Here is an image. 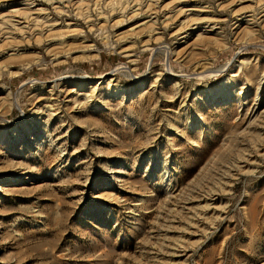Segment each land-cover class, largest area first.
<instances>
[{"label": "rangeland", "instance_id": "obj_1", "mask_svg": "<svg viewBox=\"0 0 264 264\" xmlns=\"http://www.w3.org/2000/svg\"><path fill=\"white\" fill-rule=\"evenodd\" d=\"M246 1L227 11L222 0L197 1L222 20L225 41L188 57L174 56L185 46L163 15L149 49L143 38L117 42L126 25L102 34L74 15L60 21L79 24L75 42L22 47L40 61L27 67L23 57L0 78V264H264V156L229 188L217 175L264 82V23L234 29L241 12L264 14ZM209 191L220 193L215 225L187 257H158L165 231L185 227L172 223L170 193Z\"/></svg>", "mask_w": 264, "mask_h": 264}, {"label": "bare ground", "instance_id": "obj_2", "mask_svg": "<svg viewBox=\"0 0 264 264\" xmlns=\"http://www.w3.org/2000/svg\"><path fill=\"white\" fill-rule=\"evenodd\" d=\"M197 1L199 0H0V78L2 70L10 71V69L16 68L13 64L18 63L21 58L22 60L26 59L24 66L30 67L39 64V57L29 59L30 57L24 55L21 49L25 44L48 42L49 49L52 51L53 49L56 50L58 45L66 43V39L70 43L75 42L78 33L81 34L83 31L80 29L79 24L71 23L67 19V23L62 25L60 19L64 16L74 15L88 25L91 31L98 27L102 34H106L109 27L117 29L126 25L129 28L128 35L124 36L122 34V36L119 34L117 42L132 43L133 39L143 38L146 39L144 47L149 49L153 41L161 39V37H158L161 35L158 33V30L160 32L158 22L160 16L163 15L164 23H162L164 26L168 29H175L173 36H180L178 45L185 46L183 50L181 49L182 51L175 50L174 56L178 55V58L190 52L192 50L190 47L202 49L214 41L224 42L225 32L221 27L222 20L217 15L212 14L213 12L204 11L206 9L203 10L196 6ZM222 1L220 9L224 11L227 8H233V10L236 7L239 8L243 3L242 1L247 2L246 0ZM252 3L256 4L255 7H264V0H256ZM45 5L53 6L52 10L55 15ZM235 13L238 12L235 11L233 14ZM263 13L264 10L261 14ZM95 21L98 22L97 25L94 24ZM263 23L264 14L257 18L256 15L248 14L245 11L239 14V20L236 22L234 29L243 33L247 31L254 33V29L257 28L258 24ZM123 53L132 65H136L135 55L131 48L124 49ZM257 84L256 99L251 107L247 109L248 112L245 116L247 126L240 135V145L236 149L234 157L230 158L232 160L229 163L230 166L224 171L220 168L222 173H217L218 176H221L219 185L225 186V188H229L235 177L248 172L247 169L255 165L258 158L264 156V111H259L264 82L261 79ZM220 92L221 90L212 91L208 94V97H215ZM221 96L223 100L228 98L230 101L232 99L226 93H222ZM239 107L240 109H246L248 103L242 102ZM219 194L218 191H209L198 193L191 198L184 199L183 197L184 200H182L178 199L174 192L170 193L169 202L176 208L172 223L178 225L179 221H183L185 227L182 230H178L179 228H174V226L168 229L166 227L167 230H164L165 233L161 238L164 242V249L158 257L169 258V260L174 261L188 256L190 245L196 244L197 241L195 242V240L202 237L207 232L206 230L215 225L216 219L213 220L212 216L209 215L211 213L216 215L221 211L217 206ZM175 219H179V221ZM176 231L180 234L179 238L172 239L169 234L176 233ZM158 264L172 263L158 261Z\"/></svg>", "mask_w": 264, "mask_h": 264}]
</instances>
